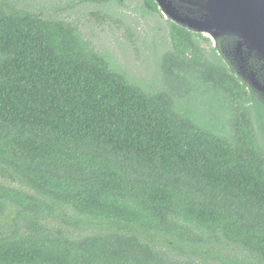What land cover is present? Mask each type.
<instances>
[{"label":"trees","instance_id":"16d2710c","mask_svg":"<svg viewBox=\"0 0 264 264\" xmlns=\"http://www.w3.org/2000/svg\"><path fill=\"white\" fill-rule=\"evenodd\" d=\"M222 41L156 0H0V264H264V99Z\"/></svg>","mask_w":264,"mask_h":264},{"label":"water","instance_id":"95a60500","mask_svg":"<svg viewBox=\"0 0 264 264\" xmlns=\"http://www.w3.org/2000/svg\"><path fill=\"white\" fill-rule=\"evenodd\" d=\"M156 2L173 22L202 33L215 43L227 40L222 41L224 54L238 74L264 99V0ZM179 2L187 3L186 10L182 11Z\"/></svg>","mask_w":264,"mask_h":264},{"label":"rangeland","instance_id":"374dc122","mask_svg":"<svg viewBox=\"0 0 264 264\" xmlns=\"http://www.w3.org/2000/svg\"><path fill=\"white\" fill-rule=\"evenodd\" d=\"M93 25L92 35L95 44L110 50L123 66L130 68L134 72L135 76L147 77L149 75L143 70V63L139 59V55H137L136 47L139 45V40H137V46L128 40L129 35L125 25H116L111 21L99 25L93 22ZM126 25L128 24L126 23ZM135 33L137 34V32ZM120 48L124 49L119 50ZM142 56L146 57L144 51Z\"/></svg>","mask_w":264,"mask_h":264},{"label":"flooded vegetation","instance_id":"af4514ba","mask_svg":"<svg viewBox=\"0 0 264 264\" xmlns=\"http://www.w3.org/2000/svg\"><path fill=\"white\" fill-rule=\"evenodd\" d=\"M185 4H187V3L179 2V6L181 7L182 11H183V10H186ZM195 8H196L197 11H198V8H197V7H195ZM198 14H201V13L198 11Z\"/></svg>","mask_w":264,"mask_h":264}]
</instances>
